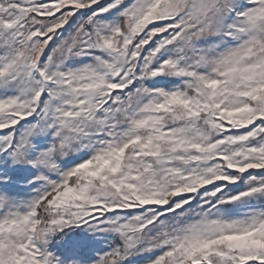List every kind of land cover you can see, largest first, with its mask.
<instances>
[{
  "label": "snow or ice",
  "instance_id": "1",
  "mask_svg": "<svg viewBox=\"0 0 264 264\" xmlns=\"http://www.w3.org/2000/svg\"><path fill=\"white\" fill-rule=\"evenodd\" d=\"M0 264H264V0H0Z\"/></svg>",
  "mask_w": 264,
  "mask_h": 264
},
{
  "label": "rangeland",
  "instance_id": "2",
  "mask_svg": "<svg viewBox=\"0 0 264 264\" xmlns=\"http://www.w3.org/2000/svg\"><path fill=\"white\" fill-rule=\"evenodd\" d=\"M63 35H64V36H67V35H68V32H67V31H64V32H63Z\"/></svg>",
  "mask_w": 264,
  "mask_h": 264
}]
</instances>
